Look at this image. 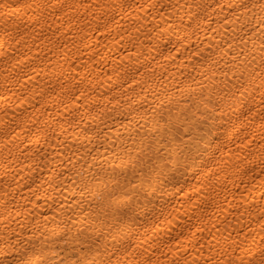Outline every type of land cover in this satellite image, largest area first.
I'll list each match as a JSON object with an SVG mask.
<instances>
[{
	"label": "bare ground",
	"instance_id": "bare-ground-1",
	"mask_svg": "<svg viewBox=\"0 0 264 264\" xmlns=\"http://www.w3.org/2000/svg\"><path fill=\"white\" fill-rule=\"evenodd\" d=\"M0 264H264V0H0Z\"/></svg>",
	"mask_w": 264,
	"mask_h": 264
}]
</instances>
